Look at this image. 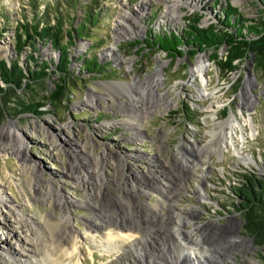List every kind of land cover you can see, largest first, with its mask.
Wrapping results in <instances>:
<instances>
[{
	"label": "rangeland",
	"instance_id": "374dc122",
	"mask_svg": "<svg viewBox=\"0 0 264 264\" xmlns=\"http://www.w3.org/2000/svg\"><path fill=\"white\" fill-rule=\"evenodd\" d=\"M175 5L177 16L168 8ZM228 5L244 25L264 19V0H0V59L25 67L34 54L52 66L48 76L21 88L0 80L12 93L0 90V264L27 260L36 240L51 246L45 220L60 221L63 195L79 235L68 263L152 264L154 257L165 264H264L262 249L245 232L235 190L246 173L264 178V66L252 54L228 72L212 60L215 53L225 60L226 47L195 56L182 48L171 57L145 42L151 28L182 32L193 18L199 27L219 24ZM54 6L75 26L85 9L99 18L89 27L99 43L77 38L70 46V72L58 100L50 97L60 82L61 52L39 38L37 49L27 45L18 53L15 47L16 27L34 13L55 23ZM200 55L210 65L208 85L196 69ZM89 56L99 70H86ZM158 67L163 82H147ZM33 102H42L39 113L23 111ZM233 114L240 121L235 146L229 127L221 126ZM96 216L149 223L151 234L130 245L118 242L124 253L105 252L104 233L89 232ZM180 219L200 240L197 254L207 258L191 257V244L175 236ZM34 223L46 236L29 232Z\"/></svg>",
	"mask_w": 264,
	"mask_h": 264
},
{
	"label": "trees",
	"instance_id": "16d2710c",
	"mask_svg": "<svg viewBox=\"0 0 264 264\" xmlns=\"http://www.w3.org/2000/svg\"><path fill=\"white\" fill-rule=\"evenodd\" d=\"M73 9L75 6L71 5ZM55 23L49 18H43L39 13H34L31 22H22L16 27L17 38H15V47L18 53L24 52L27 45L34 46L36 49L37 38L44 43L50 44L53 49L61 52L60 62L55 64L57 71L60 72V82L51 94L50 99L58 100L65 92V77L70 72L71 61L68 58L70 46H73L75 40L91 41V44L99 43L93 33L90 25H98L99 18L94 15L93 9H85L82 22L75 26L73 22L68 21L58 6H54ZM77 9V8H76ZM224 15L219 17V24L210 27H199V18H193L191 23L184 31H175L162 29L155 31L149 29L148 37L145 42L152 49L166 51L171 57L182 54V48L188 49L192 55L206 49H220L226 47L225 60L219 59L217 53L212 60L223 70L233 72L237 70L236 61L243 60L249 55H256L260 65L264 66V19L256 21V24H245L238 11L227 6ZM43 23V25H41ZM69 24V28L66 27ZM1 34V30H0ZM141 43V42H139ZM92 46V47H93ZM91 51V49H90ZM34 63V64H31ZM87 71L99 70L102 66L94 56L85 58ZM52 67L50 60H44L40 63L34 54H30L27 66L23 67L21 61L13 60L9 65L6 59H0V80L11 87H24L26 80L39 81L48 76V68ZM114 70L113 67H108ZM46 69V70H45ZM31 88V83H27ZM8 96V90L0 88ZM12 91V89H10ZM6 91V92H5ZM42 102H33L24 105L23 111H37ZM188 108V107H186ZM246 181L240 187L236 188V195L241 199L238 211L242 212L244 219V228L247 235L255 240L262 251V262L264 263V178L261 179L256 173L250 172L244 174Z\"/></svg>",
	"mask_w": 264,
	"mask_h": 264
},
{
	"label": "bare ground",
	"instance_id": "6f19581e",
	"mask_svg": "<svg viewBox=\"0 0 264 264\" xmlns=\"http://www.w3.org/2000/svg\"><path fill=\"white\" fill-rule=\"evenodd\" d=\"M168 8L172 13L175 12L176 16L179 15L178 9H177L178 6L176 7V5H175V6H171ZM178 18H181V16ZM206 58L207 57H205L203 55L199 56L196 69H197L198 73H200V74H202V76H204V78H205L203 80L204 84L208 85V79L205 77V73L210 70L209 69L210 65L208 64V59H206ZM163 78H164V68L158 67V70L155 73H153L152 75H150L146 79V81L149 83H154V82L161 83V82H163ZM252 99H254L253 96H252ZM169 103L170 104L173 103V99H171L169 101ZM245 120H246V123H252L251 124L252 128H253L252 134L255 135L256 128L253 125L254 123L252 121V118L245 119ZM239 123H240V121H238L236 114H233L232 117L228 121H226L225 123H221V126L223 129H225V127H227V126L229 127L228 128L229 132H227V134H229L230 141H231L230 143H232L233 146H235V141H234L233 135H239L238 129H237ZM241 137L243 140H245L244 134H241ZM236 151L240 152V150L237 147H236ZM60 195H62V194H60ZM61 198H62V200H61L62 202H58L59 204H57V205H59V207L61 206L60 209H61L62 214H63L62 218L59 219L60 221L56 222V223L55 222L51 223L52 221L49 222V220H47V219L45 220L50 231L52 230L50 232V236H48L49 240L46 241V242H50L51 246L48 243V245L47 246L44 245L45 248H43L44 246L39 245V243H40L39 240L38 241L34 240L35 242H32V243L37 245L36 246L37 248L35 247L36 249L34 251H30L32 256L30 258H27V260L26 259L15 260V263H11V264H71V263H68L67 261H69V260L71 261L74 259V255L78 249L77 240H78L79 235H77V231L73 230V227L71 226L72 214H71L70 208H68V206L66 207V204H68L69 199H67L65 197V195H63ZM7 201H9V200L7 199L6 202ZM131 220L128 219L127 217H125L123 219L122 218L114 219L113 222L109 221V220L103 221L100 218H98V216H96L92 220V226L91 227L89 226L90 227L89 232L92 233L93 235H95L96 233H101V234L104 233L103 236H105L104 239L106 240V244H104L103 247L105 248V250H104L105 252H108V251L120 252L122 250V252L124 253V252H126L123 250L124 247L126 245H130V243L132 244V242H131L132 240H134L136 238L143 239V238H145L146 235H149V233H150L149 231H151L150 230L151 226L149 225V223H147V226H146L145 222H143L142 225H141V223L136 225V224H132L133 220L132 221ZM137 220H138V218H137ZM147 222H149V221H147ZM174 224H175L174 225L175 228L173 230L174 231L173 233L175 234V236H178V238L183 240L185 243H187V245L191 244L190 249L188 250V252L190 253L189 255H191V257H193L195 255L197 258L198 257L204 258V259L207 258V256L204 253H201L200 255L197 254L198 246L200 244V242H199L200 240L195 238L194 235L191 233V231L186 232L184 230V227L186 225V223H184V220L183 219H180V221L174 220ZM51 225H53L54 228ZM26 227H29V232H31V234H33L35 236V238L39 234H41V235L46 234V233H44L45 231L41 230V227L38 228V226L36 224L35 225L30 224L29 226H26ZM120 241H122L126 245L123 246L122 244H119L118 242H120ZM248 243L250 244V243H252V241L249 240ZM47 248H49V249H47ZM209 254H211V253L209 252ZM210 258L214 259L215 257L210 255ZM151 260H152L151 261L152 264H165V263H162L164 261H160L161 259L159 260L157 258L152 257ZM3 261H5V264H10V262H11V260L9 261V259L7 260V258L3 259ZM189 264H197V263H196V261L193 260V262H190Z\"/></svg>",
	"mask_w": 264,
	"mask_h": 264
}]
</instances>
